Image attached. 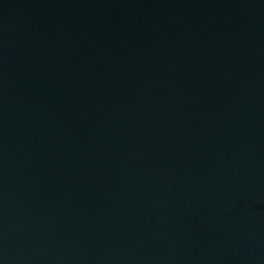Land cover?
<instances>
[{
	"label": "water",
	"instance_id": "1",
	"mask_svg": "<svg viewBox=\"0 0 264 264\" xmlns=\"http://www.w3.org/2000/svg\"><path fill=\"white\" fill-rule=\"evenodd\" d=\"M0 264H264V0H0Z\"/></svg>",
	"mask_w": 264,
	"mask_h": 264
}]
</instances>
